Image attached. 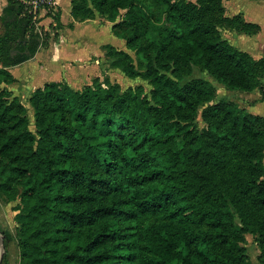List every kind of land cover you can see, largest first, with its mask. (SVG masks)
I'll return each mask as SVG.
<instances>
[{"label": "trees", "instance_id": "trees-1", "mask_svg": "<svg viewBox=\"0 0 264 264\" xmlns=\"http://www.w3.org/2000/svg\"><path fill=\"white\" fill-rule=\"evenodd\" d=\"M60 14L55 0L0 10V193L20 205V264H251L247 234L264 264V116L171 68L200 65L264 96V58L217 36L187 0H71L70 26L110 22L136 59L106 44L110 66L146 79L150 96L108 75L80 89L49 81L26 99L30 123L9 68L49 47Z\"/></svg>", "mask_w": 264, "mask_h": 264}, {"label": "rangeland", "instance_id": "rangeland-1", "mask_svg": "<svg viewBox=\"0 0 264 264\" xmlns=\"http://www.w3.org/2000/svg\"><path fill=\"white\" fill-rule=\"evenodd\" d=\"M194 3L199 8V13L203 19L213 25L217 36L231 43L233 46L248 52L252 57L264 58V0H187ZM61 7V22L64 24L55 33L51 31L49 48L40 51L34 66L47 80L63 81L75 89H80L85 84L91 83L94 77L103 79L108 75L110 79L119 84L121 90L128 87L142 84L147 96H150L151 84L141 76L128 77L119 69L110 66V58L106 54V44L113 45L116 49L124 50L133 59L135 64V53L126 48L123 39L116 37L110 30V23L99 15L84 20L79 24L70 26V0H58ZM125 9H121L123 13ZM69 19V21H68ZM251 20V21H250ZM252 20L260 21V29L253 31ZM50 18H43L41 23L48 28ZM258 24V23H256ZM250 25V26H249ZM259 25V24H258ZM55 56L54 61L51 57ZM33 66V67H32ZM41 68H43L41 70ZM171 68H176L181 74V82L197 78H204L211 81L216 87L218 97L231 100L239 104L249 112H256L257 109L264 111V102L250 104L253 97L243 95L238 90H228L218 83L207 71L196 64H174ZM34 73V71H32ZM171 76L170 72H166ZM32 75V73H30ZM18 75L17 81L6 85L13 95H16L28 107V118L30 123L34 122L33 111L26 102L29 90L36 83L33 75ZM38 77V73H35ZM35 76V78H37ZM262 82L264 84V75ZM26 85V86H25ZM261 96L262 95H258ZM259 98V97H258ZM264 96L260 99L262 101ZM243 101L244 104H241ZM202 106L198 108L196 121L199 129L205 127L201 118ZM18 200H9L0 193V264H20L21 249L19 244V225L16 222L15 214L19 210ZM90 232V231H89ZM246 251L249 254L251 264H258L254 255L256 246L253 236L247 234ZM257 248V246H256ZM258 249V248H257Z\"/></svg>", "mask_w": 264, "mask_h": 264}, {"label": "crops", "instance_id": "crops-1", "mask_svg": "<svg viewBox=\"0 0 264 264\" xmlns=\"http://www.w3.org/2000/svg\"><path fill=\"white\" fill-rule=\"evenodd\" d=\"M56 1V3H57V5L59 6V8H60V12H61V7H60V4L58 3V0H55ZM258 1V0H257ZM5 5V0H0V10L2 9V7ZM69 13H70V20H71V22H72V17H71V0H70V9H69ZM96 15H98V14H96ZM60 18H61V14H60ZM68 21H69V19H68ZM251 21V20H250ZM253 22H255V23H258L259 24V26L261 27V23H260V21L259 20H252ZM80 22H74L73 23V25L74 24H79ZM110 23V22H109ZM62 24H64L63 22H62ZM110 25H111V23H110ZM50 47V46H49ZM48 47V48H49ZM48 48H46V49H48ZM45 48H42V49H40L36 54H35V56H33L32 58H30V59H28L27 61H25V62H23V63H21V64H19V65H16V66H13V67H11V68H9V70H10V72H11V74L14 76V78L16 79V81H17V79H19L18 78V75H20V73L22 74V76H26L25 74H27V76H28V73L30 74V73H32V75H33V77H34V80H36L35 82L36 83H34V85L31 87V89L28 91L29 92V94L36 88V87H38V86H42L44 83H46V82H49V81H57V80H47V81H45L44 80V78L41 80V82H39V79H41V77H45L44 75H45V73H44V75L39 71V69H37V67L36 66H34V68L35 69H32L31 68V64H32V62L35 64V61H36V59H38V56H39V53H40V51H44V50H46ZM51 59H52V61H54V59H55V56H52L51 57ZM33 67V66H32ZM43 68H41V70H42ZM32 71H34V73L32 72ZM38 73V77L36 76V74L35 73ZM31 75V74H30ZM31 75V76H32ZM35 76L37 77V78H35ZM26 86V85H25ZM239 93H241V94H243V95H249V97H253V98H251V99H253V100H255L256 99V101H252V103H250V104H256V102L258 103V102H264V99H262V101L260 100L262 97H263V95L260 93V91L258 90V89H254L253 91H251V92H239ZM28 94V95H29ZM28 95H27V97H28ZM258 95H262V97L261 96H258ZM259 97V98H258ZM241 104H244L243 103V101H242V103ZM251 113H254V114H259V115H262V116H264V111H262L261 109H257L256 110V112H251ZM256 245V244H255ZM252 247L254 248V255L253 256H255L256 257V259H257V255H258V249L256 248V246H254V245H252ZM251 261V260H250ZM258 264H259V262H258Z\"/></svg>", "mask_w": 264, "mask_h": 264}, {"label": "bare ground", "instance_id": "bare-ground-1", "mask_svg": "<svg viewBox=\"0 0 264 264\" xmlns=\"http://www.w3.org/2000/svg\"><path fill=\"white\" fill-rule=\"evenodd\" d=\"M1 251V250H0ZM1 253V252H0Z\"/></svg>", "mask_w": 264, "mask_h": 264}]
</instances>
